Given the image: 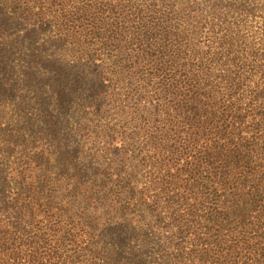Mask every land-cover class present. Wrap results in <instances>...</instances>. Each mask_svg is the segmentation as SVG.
<instances>
[{
  "label": "trees",
  "instance_id": "obj_1",
  "mask_svg": "<svg viewBox=\"0 0 264 264\" xmlns=\"http://www.w3.org/2000/svg\"><path fill=\"white\" fill-rule=\"evenodd\" d=\"M0 264H264V0H0Z\"/></svg>",
  "mask_w": 264,
  "mask_h": 264
},
{
  "label": "rangeland",
  "instance_id": "obj_2",
  "mask_svg": "<svg viewBox=\"0 0 264 264\" xmlns=\"http://www.w3.org/2000/svg\"><path fill=\"white\" fill-rule=\"evenodd\" d=\"M261 2H263V0H261ZM258 16H260V14H258ZM259 20V19H258Z\"/></svg>",
  "mask_w": 264,
  "mask_h": 264
}]
</instances>
